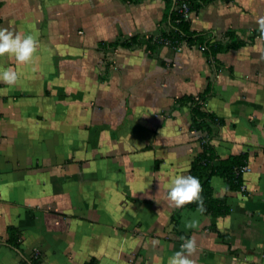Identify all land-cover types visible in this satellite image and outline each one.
Returning a JSON list of instances; mask_svg holds the SVG:
<instances>
[{"label": "crops", "instance_id": "crops-1", "mask_svg": "<svg viewBox=\"0 0 264 264\" xmlns=\"http://www.w3.org/2000/svg\"><path fill=\"white\" fill-rule=\"evenodd\" d=\"M167 12L166 0H0V28L38 41L27 63L0 56L19 77L0 81V264H30L37 250L40 264H167L193 235L195 264H264V0L192 11L194 30L250 39L218 68L198 46L149 48ZM132 36L141 42L118 44ZM210 81L204 106L223 119L213 144L251 166L244 191L212 178L230 205L218 216L164 199L201 151L180 99Z\"/></svg>", "mask_w": 264, "mask_h": 264}, {"label": "trees", "instance_id": "trees-1", "mask_svg": "<svg viewBox=\"0 0 264 264\" xmlns=\"http://www.w3.org/2000/svg\"><path fill=\"white\" fill-rule=\"evenodd\" d=\"M168 12L166 20L169 24H165L160 28V34L157 37L149 36L146 38V43L149 48H156L160 43L163 44L161 38L169 39L172 45L184 44L187 46H198L212 60L218 68L217 55L234 49H238L246 45L249 40L239 38L235 30H227L222 37H209L208 35L192 29L190 19H185L180 13L179 8L184 1H187L191 11L198 12L203 7L215 0H166ZM171 16L169 18V13ZM258 30L254 32V37L258 36ZM141 38L132 36L129 39L122 40L121 45L130 46L140 43ZM212 95L211 81L206 89L196 97L184 96L180 99L181 104L188 105L191 111L192 128L200 131L201 134V151L194 157L190 167V175L197 177L202 186L201 197L203 199L205 211L203 213L212 216L227 214L230 211V205L227 203L226 196L217 197L214 195L212 186V178L220 176L224 179L225 187L229 190H242L244 185V174L236 169L248 162L247 154L230 155L223 158L219 155L213 139L217 136L218 128L223 124V119L216 113L205 108V103L208 97ZM184 207L197 209L196 203L186 204ZM175 222V230L177 231L178 222ZM212 229L217 230L215 226ZM178 232V231H177ZM219 232V231H218ZM8 242L18 247V240L13 230H10V238ZM35 254L30 257V264H40V257ZM21 264H28L22 262ZM84 264H99L92 258Z\"/></svg>", "mask_w": 264, "mask_h": 264}, {"label": "clouds", "instance_id": "clouds-1", "mask_svg": "<svg viewBox=\"0 0 264 264\" xmlns=\"http://www.w3.org/2000/svg\"><path fill=\"white\" fill-rule=\"evenodd\" d=\"M260 41H264V16L257 19ZM38 41L31 35H21L5 28H0V56L9 54L15 57L18 63L31 61L33 54L37 51ZM18 74L12 68H0V81L7 85L15 84ZM202 186L197 177L191 175H179L172 179L170 186L166 190L164 199L169 207L178 209L186 204L196 203L197 211H205L203 199L201 197ZM198 221L195 219L185 223L187 229L197 227ZM182 244L179 251L169 257L167 264H195L192 257L197 252V241L195 235L191 237H180ZM158 241H153V246L158 245Z\"/></svg>", "mask_w": 264, "mask_h": 264}, {"label": "built area", "instance_id": "built-area-1", "mask_svg": "<svg viewBox=\"0 0 264 264\" xmlns=\"http://www.w3.org/2000/svg\"><path fill=\"white\" fill-rule=\"evenodd\" d=\"M179 11H180V13L183 15V17H184L185 19H190L191 15H192V11L190 10V8H189V4H188L187 1H184V2L181 4V6H180V8H179ZM161 40H162L163 43H165V44H167V45H172V43H171V41H170L169 39L161 38ZM183 46H184V44H176V45H174V47H175L177 50H181V49L183 48ZM236 170H237L238 172H241L242 174H245V173H248V172L251 171V166H250L249 163H246V164H244V165H241L240 167H237ZM242 190H243V191L246 190V189H245V184L242 186ZM35 252H36L37 255L39 254V253H38V252H39L38 250L35 251Z\"/></svg>", "mask_w": 264, "mask_h": 264}]
</instances>
